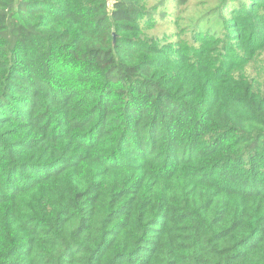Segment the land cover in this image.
<instances>
[{"label":"trees","instance_id":"trees-1","mask_svg":"<svg viewBox=\"0 0 264 264\" xmlns=\"http://www.w3.org/2000/svg\"><path fill=\"white\" fill-rule=\"evenodd\" d=\"M155 1L0 0V264H264V0Z\"/></svg>","mask_w":264,"mask_h":264},{"label":"rangeland","instance_id":"rangeland-1","mask_svg":"<svg viewBox=\"0 0 264 264\" xmlns=\"http://www.w3.org/2000/svg\"><path fill=\"white\" fill-rule=\"evenodd\" d=\"M197 1H199V2H204V1H208V0H197ZM156 1L155 0H152V2H151V4H154ZM210 7H212V4L210 3V4H205V5H203V6H201L200 8H198V9H202V10H206V9H209ZM174 10V6H171V8L169 9V11H170V13L172 12ZM260 56H261V53H260ZM259 56V57H260ZM257 68L258 69H256L255 71H254V75H256V76H260V77H262V78H264V54L262 55V57L260 58V62H259V64H258V66H257ZM264 80V79H263Z\"/></svg>","mask_w":264,"mask_h":264},{"label":"built area","instance_id":"built-area-1","mask_svg":"<svg viewBox=\"0 0 264 264\" xmlns=\"http://www.w3.org/2000/svg\"><path fill=\"white\" fill-rule=\"evenodd\" d=\"M109 2H110V3H114V2H115V0H109Z\"/></svg>","mask_w":264,"mask_h":264},{"label":"water","instance_id":"water-1","mask_svg":"<svg viewBox=\"0 0 264 264\" xmlns=\"http://www.w3.org/2000/svg\"><path fill=\"white\" fill-rule=\"evenodd\" d=\"M115 37V36H114Z\"/></svg>","mask_w":264,"mask_h":264}]
</instances>
